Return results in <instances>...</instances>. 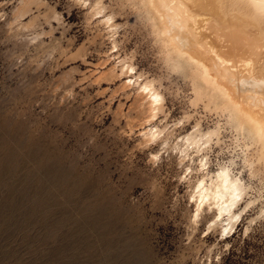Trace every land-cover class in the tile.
Listing matches in <instances>:
<instances>
[{
	"label": "rangeland",
	"instance_id": "1",
	"mask_svg": "<svg viewBox=\"0 0 264 264\" xmlns=\"http://www.w3.org/2000/svg\"><path fill=\"white\" fill-rule=\"evenodd\" d=\"M26 1L0 0V264H264V167L249 174L231 133L211 168L234 157L256 201L230 233L210 226L212 211L194 222V179L175 153L154 160L161 145L142 141L134 88L107 73L119 57L162 84L156 122L184 119L172 140L218 116L189 103L190 85L133 10L105 0L122 25L115 53L83 4Z\"/></svg>",
	"mask_w": 264,
	"mask_h": 264
},
{
	"label": "bare ground",
	"instance_id": "2",
	"mask_svg": "<svg viewBox=\"0 0 264 264\" xmlns=\"http://www.w3.org/2000/svg\"><path fill=\"white\" fill-rule=\"evenodd\" d=\"M74 1L86 6L87 16L106 27L116 48L113 51L118 53L116 33L122 25L116 22L115 11L119 10L105 0ZM115 1L119 9L133 10L153 35L169 72L190 85L189 103L202 104L217 114L212 127L203 128L196 119L191 130L172 140L184 119L163 126L156 122L167 110L162 84L137 72L128 57H119L107 70L109 76H123L124 88H134L143 113L139 135L147 145H161L152 158L160 159L162 150H169L185 167V177L194 179L190 194L196 205L194 222L202 212L212 211L210 226L232 232L256 198L246 200L252 186L235 158L218 162L214 170L210 151L214 144H221L226 131L234 148H241L243 167L251 176L264 167V0Z\"/></svg>",
	"mask_w": 264,
	"mask_h": 264
}]
</instances>
